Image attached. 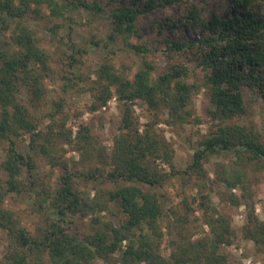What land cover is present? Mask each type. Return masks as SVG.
Instances as JSON below:
<instances>
[{"label": "trees", "instance_id": "trees-1", "mask_svg": "<svg viewBox=\"0 0 264 264\" xmlns=\"http://www.w3.org/2000/svg\"><path fill=\"white\" fill-rule=\"evenodd\" d=\"M228 1L231 12L220 15L206 13L195 0H0V35L8 32L16 48L5 49L0 43V143L4 144L0 229L8 243L0 264H230L223 247L232 243L235 231L212 200V186L218 183L228 190L234 205L244 206L242 235L264 255V217L250 200L247 174V170L264 172V140L252 125L233 120L246 115L245 92L264 103V0ZM165 7L169 14L155 15ZM75 11L104 16L108 31L88 39L74 33ZM143 14L152 15L144 31L138 25ZM34 18L45 25L34 26ZM197 26L206 35L188 38L185 32ZM144 33L151 34L156 44L144 41ZM46 36L50 46L43 43ZM118 37L141 62L128 77L129 67L116 71L105 55L91 69L96 78L87 88L93 98L90 109L105 106L114 93L123 100L110 150L98 143L90 125L79 124L74 134L66 128L62 95L52 101L51 122L40 129L38 112L47 98L45 78L61 79L63 88L76 86L84 78L82 71L70 69L81 63L88 50L85 44L106 49ZM55 50L64 65L61 72L52 65ZM158 51L199 65L201 78L189 81L190 68L182 61H169L164 71L156 73V63L148 58ZM200 88L209 93L211 124L197 141L191 161L179 169L172 146L156 127L160 122L180 126L198 122L187 106ZM134 99L151 111L142 126L127 103ZM59 114L63 116L55 118ZM62 144L79 153L75 160L88 164L85 171L70 168ZM224 154L231 155L232 162H214L210 179L206 162ZM38 156L59 169L54 184L40 177ZM79 177L93 182L92 195L78 189ZM172 178L195 189L191 201L182 199L186 212L166 209L161 189ZM234 188L240 190L238 196ZM28 191L29 211L35 216L32 231L15 209L3 205L9 196L19 198ZM115 204L122 216L114 221ZM195 209L202 212L208 229L201 228L193 238L186 223ZM77 214L90 216V228L73 223L71 217ZM164 235L166 254L161 249Z\"/></svg>", "mask_w": 264, "mask_h": 264}, {"label": "rangeland", "instance_id": "rangeland-1", "mask_svg": "<svg viewBox=\"0 0 264 264\" xmlns=\"http://www.w3.org/2000/svg\"><path fill=\"white\" fill-rule=\"evenodd\" d=\"M202 6L206 13H218L220 15H228L231 10V2L228 0H195ZM169 8H161L159 11L155 12V15L159 14H169ZM76 19V25H73L74 33L81 34L83 38L88 39L91 34H96L97 37L104 36V33L108 31L107 20L104 16H90L87 12L75 11L72 14ZM100 17V18H99ZM152 19L151 16L141 15L138 20V25L141 27V30L144 31ZM32 24L36 27H42L45 23L39 21L37 18L32 19ZM167 34V31H165ZM188 38L194 39L199 36L203 37L206 35V31L200 26H197L194 29H188L185 32ZM173 36L178 37L176 33H173ZM151 34L144 33L143 40L148 41V44L155 41H151ZM132 42H135V39H131ZM77 44L81 43L80 38L76 39ZM1 47L15 51V47L12 45L11 38L8 32H4L0 35ZM43 43L47 46H50V40L45 37ZM87 52L84 56H81V63L74 66L70 71H82L83 79L77 80V85L74 87H66L62 84V80L57 78L56 80H50L45 78L44 84L47 89V98L43 107H41L38 115L40 116L39 128L43 129L44 126L48 125L51 122V119L48 116V113L52 111L53 100L59 99L62 95L64 97L65 103L63 106L64 114L67 115L66 128H71L73 134L78 129L79 124H88L90 125L93 134L95 135L98 143L102 146H105L109 151L112 146L113 136L118 132V123L123 109V100H119L115 93L113 97L110 98L105 106H101L95 110L90 109L89 105L93 102V98L90 95L89 90L87 89L91 82L96 78L95 73L91 69L97 67L103 60L104 56L107 55L109 59L107 61L111 63L116 71H121L123 66L129 67L128 77L132 76V73L135 71L137 65L141 62V58L134 54L130 50L125 42L118 37V39L111 43L106 49L100 48L97 46L90 47L88 43ZM51 50L54 48L50 47ZM58 52L55 50V61L52 62L54 69L58 72H61L64 67L63 63L58 59ZM75 57H78L75 56ZM150 60L156 63V73L164 71L167 67V64L174 61H182L188 64L192 77L189 81L193 79L199 80L203 74L202 68L199 65H194L192 62L188 61L187 58L178 57L176 54H165L162 52H154L150 54ZM73 73V72H72ZM246 104V115L243 119H233L236 122L244 123L247 125H252L255 130L259 131L262 140H264V103L261 98L251 92H245L244 96ZM132 110L134 117L138 120L140 126L148 121L151 117V111L148 109L147 105L140 99H134L127 102ZM211 107L209 101V93L205 88H200L197 91L193 92L190 97L189 104L187 108L191 111L192 118L199 119L198 122L192 121L190 123H185L183 125H170L164 122L157 124V131L161 134L162 137L172 146L173 149V162L175 166L179 169H184L186 165L191 161V154L196 146L197 141L208 132V127L211 124V120L207 114V109ZM63 114L56 115L55 118H59ZM27 141H24L26 145ZM23 146V145H22ZM62 149L65 150L64 155L68 160L70 168L75 171H85L88 167V164L84 161L85 164H82L76 160L79 158V153L76 150H73L71 145L62 144L60 145ZM4 144L0 143V158L3 156ZM74 159V160H73ZM76 159V160H75ZM233 157L231 155H218L216 157H211L205 164L206 171L210 179L213 178L212 169L214 167V162L222 163H231ZM37 167L39 175L42 179L46 180L47 183L55 182L56 175L59 173V169L52 168L47 163V160L43 156H38L36 158ZM98 164V162H96ZM96 164V165H97ZM94 165V164H92ZM108 169V165L105 166ZM101 168V167H100ZM78 169V170H77ZM251 169V168H250ZM247 174L250 177V200L253 202L255 212L261 217H264V172L263 171H248ZM92 181L87 182L84 178H76V184L80 191L89 192L92 195V190L90 187ZM212 200L214 204L219 208L220 211L224 212L231 224V227L235 231V238L232 243L228 246H224V251L229 256L230 264H264V255L258 251L255 245L247 239H245L241 232V225L244 221L245 209L243 205H234L230 201V195L228 190L224 188L220 183L214 184L212 186ZM166 197L167 204L166 209L170 207L175 213L186 212V209L182 203V199L187 197L188 201H191V198L195 195V189L192 188L190 184L181 185L175 178L167 181L163 188L161 189ZM236 196L239 195L240 190L238 188L232 189ZM31 193L24 192L23 196L11 197L9 196L3 203L4 206L11 207L19 213V218L24 226L29 230H34L35 220L32 216L29 209L31 206ZM191 203V202H190ZM195 208V204H191ZM114 211V216L111 218L115 221L122 213L118 206H112ZM169 211V210H168ZM170 214V212H168ZM202 212L198 209H195L194 212L188 214V222L186 227L188 231L193 232L192 237L196 238L199 236L203 230H207L208 227L204 224L202 218ZM73 223L81 229L86 230L90 228V216H79V214L71 217ZM8 247L7 236L5 232L0 229V257L4 255ZM161 249L163 253H167V237L164 235L162 239ZM237 260V261H236ZM95 264H101L100 261H97Z\"/></svg>", "mask_w": 264, "mask_h": 264}]
</instances>
